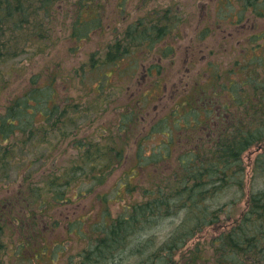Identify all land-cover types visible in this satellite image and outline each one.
Wrapping results in <instances>:
<instances>
[{
  "label": "rangeland",
  "instance_id": "374dc122",
  "mask_svg": "<svg viewBox=\"0 0 264 264\" xmlns=\"http://www.w3.org/2000/svg\"><path fill=\"white\" fill-rule=\"evenodd\" d=\"M245 1L93 0V5L82 11V18L89 21L85 33H80V28L73 29L78 16L77 0L56 3L44 36L33 38L18 58L7 62V68L16 73L10 77L2 97L5 100L16 95L30 77L39 75L41 83H52L56 104L79 110L68 118L74 122L69 127L76 128L75 138L81 144L91 140L90 146L95 147L88 152L113 144V157L115 153L121 164L109 170L110 175L105 174L103 185L96 186L88 176L82 177L77 182L83 196L73 197L75 186L69 194L70 202L49 204L40 212L39 205L26 203L23 195L30 186L69 162L85 167L86 151L84 146L78 149V141L70 136L41 144L39 150L29 143L22 147V155L17 156L18 163L8 175L0 168V264H79L81 253L94 244V238L89 240L95 236L91 225L105 221L101 218L105 211L110 221L127 204L141 200L142 187L148 184L146 172L176 164L174 157L169 161L163 158L167 135L173 134L169 140H174L171 147L175 155L182 154L185 135H192L190 145H197L201 153L213 150L210 143L198 147L200 140H207L205 116L200 117L197 130L185 125L183 110L189 102L197 105L210 101L212 108L221 109L228 117L225 123L230 122L226 129L233 119L244 118L245 108H240H248V104L232 99L234 94L226 86L234 81L231 91H240L247 77H264V57L257 48L264 42V31L257 44L254 39L264 29V17L243 9ZM155 20L162 21V26L171 21L173 33L155 38L150 36L152 32H141L140 26L151 27ZM144 37L147 41L155 38L151 48L165 56L159 59L151 54V48L144 47ZM166 44L172 53L165 52ZM153 63L160 67L145 75ZM38 137L41 139L42 134ZM120 148L121 158L116 152ZM263 148L264 142L241 155L243 175L236 176V184L227 177L225 183L229 185L211 202L222 209L220 223L196 231L185 246L174 251V264L222 262L221 250L214 240L236 225L248 208L250 195L264 187V175L256 176L255 172L258 149ZM139 163L144 166L140 168ZM157 164H162L159 169ZM131 168L141 172L128 181V192L125 185L120 187V180ZM25 177L34 182L29 185ZM183 210L173 220H161L148 232L143 231L140 238L154 236L156 249L176 231L185 217ZM196 247L203 250L202 254L200 250L197 255L193 252ZM167 250L166 247L156 261L142 253L130 255L120 264H163ZM121 252L117 260L124 249Z\"/></svg>",
  "mask_w": 264,
  "mask_h": 264
},
{
  "label": "trees",
  "instance_id": "16d2710c",
  "mask_svg": "<svg viewBox=\"0 0 264 264\" xmlns=\"http://www.w3.org/2000/svg\"><path fill=\"white\" fill-rule=\"evenodd\" d=\"M92 1L77 0L78 16L73 29L80 28V33H85L88 29L89 21L82 18V11L93 5L90 4ZM59 2L60 0H0L1 171L8 175V171L18 163L16 158L22 155V147L25 148L28 143L30 147L34 146L39 150L41 144L70 136L78 141V149L84 146L86 151L83 155L85 167H82L81 163L76 162L73 165L69 162L62 169L48 175L45 180L36 182L34 187L30 186L28 193L23 195L26 203L39 205L40 212L49 204L70 202L69 194L75 186L73 197L83 196L77 182L82 177L88 176L89 181L96 186L103 185L105 174L110 175L108 171L121 164L117 162L118 156L116 157L115 153L113 157V149L116 148L113 144L103 148L96 147L94 152L91 150L88 152L89 148L95 147L90 146L91 140L86 139L84 142L86 144H81L75 138L73 132H76V128L69 127L74 126V122L68 118L69 114H77L79 110L68 104H63L67 107L56 104L53 101L55 91L52 83H41L39 75L30 77L26 86L16 95L5 100L2 97L3 90L9 87L7 85L10 77L16 73L15 70L7 68V62L18 58L24 46L33 38L39 39L44 36L48 28L47 19L51 17L53 8ZM61 3L67 4V0H61ZM243 9L264 17V0H246ZM263 31L264 29L260 31L262 32L260 35L254 37L256 44L258 39L263 38ZM257 48L264 57V42L258 44ZM262 60L264 61V58ZM233 84L234 81H231L226 86V89L234 94L232 99L247 103L249 106L240 108V111L245 108L244 118L234 120L213 150L205 149L204 153L198 150L175 155L171 147L174 140L173 138L169 140L173 134L167 135L168 142L163 145L166 150L163 158L169 161L168 158L174 157L176 164L172 166L167 164L161 170L146 172L145 181L148 184L142 187L141 200L127 204L122 212L110 221L106 218L109 213L105 211L101 215L105 221L91 225L92 234L95 236H89V240L94 238V244L92 242L90 249L81 253L82 260L79 264H120L128 256L137 254L141 256L142 253H147L156 261L166 247L167 255L162 263L174 264L172 258L174 251L185 246L196 231L220 223L222 209L220 205L213 207L211 202L214 196L229 185L225 183L227 177L236 184L237 177L243 175L241 155L264 142V77H247L240 91L232 92ZM189 113L194 114L191 109ZM40 134L41 139L38 137ZM49 147L50 145L47 146ZM116 152L120 158L123 157V148L117 149ZM161 165L159 164L157 168L159 169ZM142 166L144 164L139 163V167ZM255 167L256 176L264 175V148L258 153ZM85 168L88 171H85ZM140 172L137 168H131L125 174L127 178L123 177L120 180V187L123 184L130 192L131 184L128 181ZM25 182L31 185L34 181L30 177H25ZM182 210L184 219L176 226V231L159 247L153 249L154 236L140 238L143 231L148 232L161 220H173ZM85 233L82 232L83 235ZM223 233L214 240V244L221 250L220 264H264V187L250 195L245 213L235 226ZM123 249L125 251L123 256L117 260V255ZM193 250L196 255L198 250L201 254L203 251L199 247ZM199 263L201 264V261ZM139 264H143V261Z\"/></svg>",
  "mask_w": 264,
  "mask_h": 264
},
{
  "label": "flooded vegetation",
  "instance_id": "af4514ba",
  "mask_svg": "<svg viewBox=\"0 0 264 264\" xmlns=\"http://www.w3.org/2000/svg\"><path fill=\"white\" fill-rule=\"evenodd\" d=\"M240 19V18H239ZM243 20V19H241ZM162 22V21H160ZM155 20V22L153 23V25H151V27H148L147 24L146 25H142L140 26L141 28V32H152L150 36L152 37H162L161 34H164L163 37L168 33V35H171L173 33V24L171 23V21L168 23H164L163 26L160 25L159 23ZM221 22V21H220ZM219 26H221L219 24ZM155 38H153L150 41H147V39L144 37L145 40V48H147L148 46L151 48V45L153 43V41L155 40ZM154 48V47H153ZM151 48V49H153ZM149 49V52H151V54H153L154 56H159L157 53L159 50L156 51V49L151 50ZM166 53H172L169 45H165L164 48ZM165 56V53H161V56H159V59ZM110 63H113V60L110 59L109 61ZM126 63H133V61H127ZM137 64V63H135ZM160 67L157 66L155 63H153L152 65H149V71L145 72V75H147V73H154L155 71H157V69ZM200 103V100H197ZM187 107V106H186ZM194 108V109H192ZM177 109V108H176ZM191 111L194 113L192 116H190L189 118H187L190 113L189 111ZM185 110V109H184ZM184 114L186 115V123L185 125H189L191 128H193V130H197L199 128L198 123H201L200 117L203 115L205 116V123H206V127L203 128V130H207L208 131V135H207V140H200L198 147L202 146L204 147L206 145V143H210L209 146L214 147L221 138H223V134L226 130V126L230 124V122H226L228 120L227 115H224L223 111H221V109L219 110V108H217L216 106L214 108H212L211 102L210 101H203L202 104H197V105H191V102H189V106L186 109V112L183 111ZM214 113V114H213ZM236 116V115H235ZM171 119V118H170ZM235 119H233L234 121ZM201 139V138H200ZM192 140V135H185V143L183 144V151L182 153H193L195 151H197L198 149L196 148V146L194 145H190V142Z\"/></svg>",
  "mask_w": 264,
  "mask_h": 264
}]
</instances>
